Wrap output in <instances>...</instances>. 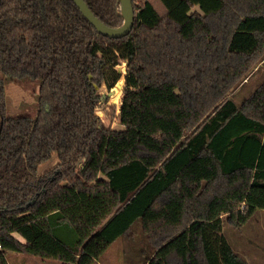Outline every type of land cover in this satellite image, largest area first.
<instances>
[{
  "label": "trees",
  "instance_id": "1",
  "mask_svg": "<svg viewBox=\"0 0 264 264\" xmlns=\"http://www.w3.org/2000/svg\"><path fill=\"white\" fill-rule=\"evenodd\" d=\"M85 1L124 24L120 0ZM132 1L113 38L73 0H2L0 74L40 86L35 116L8 115L0 77V264H94L135 225L145 264H251L224 220L264 210V81L230 94L264 60V0ZM121 79L113 128L98 108Z\"/></svg>",
  "mask_w": 264,
  "mask_h": 264
},
{
  "label": "rangeland",
  "instance_id": "2",
  "mask_svg": "<svg viewBox=\"0 0 264 264\" xmlns=\"http://www.w3.org/2000/svg\"><path fill=\"white\" fill-rule=\"evenodd\" d=\"M120 68L125 72L124 65ZM0 77L5 84L7 114L35 116L38 110L39 81L29 76L10 79L0 74ZM263 81L264 60H261L247 80L243 81L230 95L237 104H241ZM120 82L121 85L117 84L109 92L108 102L103 99L98 108L103 123L113 128H119L121 125L116 120L109 119L107 115L111 113L110 106L119 107L121 103L124 80L121 79ZM56 161L57 156L55 155L40 169H50ZM224 219L227 217L225 216ZM224 233L235 251L244 256L251 264H264V210H258L241 228H236L224 220ZM148 253L147 241L143 238L139 227L135 225L131 230V236L120 237L107 249L100 264H145Z\"/></svg>",
  "mask_w": 264,
  "mask_h": 264
},
{
  "label": "water",
  "instance_id": "3",
  "mask_svg": "<svg viewBox=\"0 0 264 264\" xmlns=\"http://www.w3.org/2000/svg\"><path fill=\"white\" fill-rule=\"evenodd\" d=\"M76 5L80 8L84 16L89 20L90 23L94 25L97 31L103 35L113 37V38H120L127 34H129L134 26L135 21V9L132 0H120L122 10L121 13L125 19L123 25L119 27H113L106 23H104L100 18H98L94 12L91 10L89 5L86 3L85 0H73ZM2 0H0L1 5ZM123 88V87H122ZM3 129V119L0 121V134Z\"/></svg>",
  "mask_w": 264,
  "mask_h": 264
},
{
  "label": "crops",
  "instance_id": "4",
  "mask_svg": "<svg viewBox=\"0 0 264 264\" xmlns=\"http://www.w3.org/2000/svg\"><path fill=\"white\" fill-rule=\"evenodd\" d=\"M21 240H23L20 237ZM9 264H62L56 259H48L39 256H34L22 252L9 251L6 253ZM100 260L94 264H100Z\"/></svg>",
  "mask_w": 264,
  "mask_h": 264
},
{
  "label": "built area",
  "instance_id": "5",
  "mask_svg": "<svg viewBox=\"0 0 264 264\" xmlns=\"http://www.w3.org/2000/svg\"><path fill=\"white\" fill-rule=\"evenodd\" d=\"M2 248V245H1V243H0V249Z\"/></svg>",
  "mask_w": 264,
  "mask_h": 264
}]
</instances>
